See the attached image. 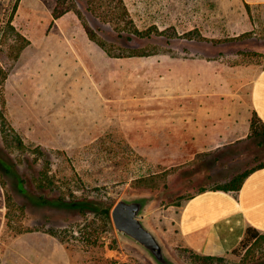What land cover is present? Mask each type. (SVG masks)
Returning a JSON list of instances; mask_svg holds the SVG:
<instances>
[{"label": "rangeland", "instance_id": "obj_1", "mask_svg": "<svg viewBox=\"0 0 264 264\" xmlns=\"http://www.w3.org/2000/svg\"><path fill=\"white\" fill-rule=\"evenodd\" d=\"M122 1L139 29L174 27L182 35L197 28L205 38L128 37L112 20L119 0H0V179L8 195L0 264L35 235L64 243L72 264H152L113 226L111 209L129 192L155 194L151 222L180 264H197L178 232V206L200 186L264 160V135L252 134L250 108L246 142L166 170L164 149L132 147L119 116L124 103L164 92V83L177 78L186 86L193 77L217 81L222 91L233 81L247 100L243 83L264 65V0ZM57 4L64 12L54 17ZM9 25L27 40L21 50L24 41ZM86 28L113 53L160 52L111 56ZM245 111L241 101L239 112ZM225 257L223 264H264V244Z\"/></svg>", "mask_w": 264, "mask_h": 264}, {"label": "crops", "instance_id": "obj_2", "mask_svg": "<svg viewBox=\"0 0 264 264\" xmlns=\"http://www.w3.org/2000/svg\"><path fill=\"white\" fill-rule=\"evenodd\" d=\"M176 80L169 86L164 83V92L139 96L119 110L122 138L132 147L164 149V170L189 162L199 153L246 142L248 108L264 123V65L243 83L245 101L242 84L233 81H226L222 91L217 81L213 84L193 77L186 86L184 80ZM241 101L245 102L243 115L239 112ZM178 207L177 226L184 246L204 254H230L247 227L264 232V166L249 173L238 190L208 187L194 192ZM5 215L6 196L0 181V234ZM26 238L23 248L3 255L2 264H72L70 253L56 237Z\"/></svg>", "mask_w": 264, "mask_h": 264}, {"label": "trees", "instance_id": "obj_3", "mask_svg": "<svg viewBox=\"0 0 264 264\" xmlns=\"http://www.w3.org/2000/svg\"><path fill=\"white\" fill-rule=\"evenodd\" d=\"M119 2H120V5H119L120 14L116 15L118 17L117 19L114 16L115 14H113L112 20H115V22H117L118 25H120L121 29L119 30V33L126 31L129 34L128 37L132 35V36L147 37V38L152 37V36H164L167 39H170L173 37H180V36H186L188 38H198V39L205 38L204 35H202V33L197 28L189 30L183 33L182 35L179 34L174 27L159 29L157 26L153 25L145 29H139L134 23V21L132 20V18L129 16L128 10L125 4L123 3V1L119 0ZM53 12H54L53 16L58 17L64 12V10L59 9V6L57 4ZM121 22H123L122 25H121ZM9 26L11 30L15 31V28L13 25H9ZM86 30H87V33L90 39L96 42L104 51H106L108 55H111V56H147L155 52H160V51L154 50L149 47H136V48H130V49H123L119 53H113L111 52V49L108 48V46L106 45V42L103 39L97 37V35L94 32L92 33L91 31H89V29L86 28ZM16 37L24 41V43H20V45L18 46V50H21L23 46L26 44L27 40L18 31L16 32ZM3 125L4 127L7 125L5 119L3 120ZM251 130H252V134L254 135H264V123L259 119V117L255 113L253 114L252 119H251ZM13 138L16 140L17 146L22 144V141L21 139H19V136L17 134H15ZM263 166H264V160H261L256 165H253L252 167H249L239 173L234 174L227 181L216 184L209 188L221 189L225 191L238 190L241 187L244 179L249 173ZM22 182L23 181H21V183ZM1 183H2V186L4 187V183L2 181ZM40 185H42V183H40ZM207 188L208 187L206 186H200L197 189V191H203V190H206ZM20 189L22 190V187ZM5 196H6V207H8V195L6 192H5ZM191 196L192 194L185 196L184 198L188 199ZM58 200L65 202L63 197H58ZM68 202H76V200L73 199ZM174 204L179 205L180 200H176ZM81 210H84V209L82 208ZM49 232L57 236V233L55 231L50 230ZM261 241L264 244V232H260L256 228L249 226L247 227L244 233V236L242 237L238 245L232 249L231 253L239 256L242 254V251L245 250L247 252L253 244L261 243ZM185 250L190 251L192 260L196 262L197 264H223L224 261L226 260L225 255H212V254L199 253V252L192 250L191 248L187 246H185Z\"/></svg>", "mask_w": 264, "mask_h": 264}, {"label": "water", "instance_id": "obj_4", "mask_svg": "<svg viewBox=\"0 0 264 264\" xmlns=\"http://www.w3.org/2000/svg\"><path fill=\"white\" fill-rule=\"evenodd\" d=\"M156 196L149 192L122 194L111 209L116 234L142 252L152 264H180L150 220Z\"/></svg>", "mask_w": 264, "mask_h": 264}]
</instances>
